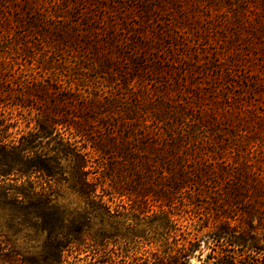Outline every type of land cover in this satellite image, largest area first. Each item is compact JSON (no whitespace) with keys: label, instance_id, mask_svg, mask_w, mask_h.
I'll use <instances>...</instances> for the list:
<instances>
[{"label":"trees","instance_id":"1","mask_svg":"<svg viewBox=\"0 0 264 264\" xmlns=\"http://www.w3.org/2000/svg\"><path fill=\"white\" fill-rule=\"evenodd\" d=\"M21 61L42 78L7 69ZM8 108L29 117L17 137ZM0 179L19 185L0 187L6 223L58 240L3 263L134 232L155 251L128 264H191L199 227L211 264H264V0H0ZM105 257L87 264H126Z\"/></svg>","mask_w":264,"mask_h":264},{"label":"rangeland","instance_id":"2","mask_svg":"<svg viewBox=\"0 0 264 264\" xmlns=\"http://www.w3.org/2000/svg\"><path fill=\"white\" fill-rule=\"evenodd\" d=\"M21 66L17 64L7 67L10 68L12 71H17L19 68H24L25 73L24 75H27L26 77L29 78V80L35 78L36 80H40L42 78V72H40V69H37L36 66L29 65L25 61H21ZM33 66V70H30L29 67ZM11 71V73H12ZM15 75L19 77V74L15 72ZM5 81H7L6 85L9 88H12L13 90H17L15 84L11 83L14 81L13 78L7 76L4 78ZM18 91V90H17ZM7 121L6 124H8L10 127L7 129V135L9 137H17V133H24L26 132V125L28 122L29 117H25V115H19V112L14 109H7ZM33 125L31 124L29 128H32ZM13 179H10L9 181H2L0 179V187L5 185L8 186V188H16L15 181L13 182ZM25 184H31L33 182H37V179L32 175L29 176L27 179H23ZM51 190L53 193H58L60 197L62 195L65 198V201L63 200V203L68 204L71 209H74L76 207H81V200H79L77 197L70 195L67 191V186L63 182L60 184H55L53 187H51ZM108 192V191H107ZM104 201L106 203V206L110 208V210L117 211L120 216L124 220V229L125 231H130L132 227H135L134 224L139 225L141 223V219L139 218V214L132 211L130 209L129 203L125 198H117L113 197L112 199H108V197L104 198ZM128 212V214H127ZM126 214V215H125ZM137 218V219H136ZM94 228L92 233H94L98 226H99V220L95 219L93 221ZM185 225V223H183ZM199 227H189L187 231L184 232L183 237L187 238H195L197 241V249L194 252V257L191 259V264H211V261L206 260V256L211 252L213 241L212 238L206 235V231H200L197 232ZM134 229V228H133ZM196 230V231H195ZM200 230V229H199ZM110 231V230H109ZM92 233H90L92 235ZM190 233L191 235H187ZM125 239H118L116 242L108 241L106 243L105 249H101L98 246H88L80 249L72 248V249H65L62 252V264H87L90 262H94L99 258V255L104 253L105 258H108V261H120L124 260L126 264L130 262H138L139 259L144 258L145 256H151V254L155 251V248L153 247V244L149 246H145L140 242V238H138L137 234L134 232L128 235H125ZM114 240V238H112ZM57 242L58 240L50 241V238L48 237L47 233L44 232L41 228L36 226H21L18 224H15L14 226H9L8 223H6V217L5 213L0 210V248L4 249V253L8 256L14 258V262L20 263V259L23 257L30 258V260H41L43 256L47 254H52V248L51 244L53 242ZM54 248V247H53ZM0 264H9V263H3L0 258ZM13 264V263H12Z\"/></svg>","mask_w":264,"mask_h":264}]
</instances>
